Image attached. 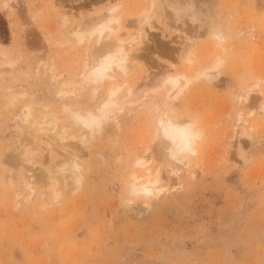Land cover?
<instances>
[{"label": "rangeland", "instance_id": "374dc122", "mask_svg": "<svg viewBox=\"0 0 264 264\" xmlns=\"http://www.w3.org/2000/svg\"><path fill=\"white\" fill-rule=\"evenodd\" d=\"M164 1L11 0L10 8L0 0L5 52L0 57V264H264V99L257 92H264V0ZM115 3L124 20L119 36L134 34L143 40L132 54V71L110 81L132 84L134 93L98 128H82L62 107H92L108 80L85 85L80 79L77 70L95 43L78 45L68 30ZM173 4L185 9L179 19L172 16ZM142 6L149 9L145 26L139 25L142 14L137 17ZM191 13L196 22L189 21ZM216 30L222 41L211 36ZM214 57L222 62L213 77L192 79L170 101L173 113L196 119L201 132L196 151L181 165L164 154L158 141L148 140L150 120L157 113L153 104L164 102L160 72L189 74L207 67ZM47 67L61 79L51 78ZM152 84L161 87L152 91ZM90 86L96 87L95 99L88 95ZM60 87L67 90L65 97ZM254 87L247 99L240 97ZM26 105L32 111L27 121ZM48 114L66 127L69 148L81 153L76 158L81 179L72 191H64L60 182L59 200L42 207L38 169L51 171L72 159L55 148L50 157L42 151L40 159L35 146L50 132L36 130L33 120ZM25 127L38 138L31 140ZM81 135L85 148L75 138ZM24 139L27 144L20 142ZM22 146L32 150L19 163L12 155ZM142 152L150 157L152 170L160 169L161 190L150 196H135L128 188L132 171L140 172L133 159ZM169 166L179 168L175 181L166 176ZM29 175L35 185L31 193L22 185V177Z\"/></svg>", "mask_w": 264, "mask_h": 264}, {"label": "bare ground", "instance_id": "6f19581e", "mask_svg": "<svg viewBox=\"0 0 264 264\" xmlns=\"http://www.w3.org/2000/svg\"><path fill=\"white\" fill-rule=\"evenodd\" d=\"M160 1H162V0H160ZM9 2H11V0H4V2L2 3V6L9 5L7 7H10ZM13 3L16 4L17 2L14 1ZM13 3H11L12 6H13ZM162 3L160 2V4H162ZM165 3H163L162 6H164ZM119 6H120L119 3L112 4V5L108 6L103 12H99V13L97 12V13H95V15L92 14V16L90 15V17H88L86 19V21L80 20L81 22H77V24L75 26L73 25L74 27H72V28H70V30H68V33L70 32V34H68L69 37L71 36V40H73L78 45L79 44L82 45V43H85V45H86L89 42H91L92 40L95 43L93 47L91 46L92 47L91 53L89 54L87 51L88 54L86 55V57H84L85 60L82 59L83 63L81 64L80 69L77 70L78 71L77 74L80 76V79L83 82H85V85H86V82L87 83L91 82L94 84H100V83L108 80V82L106 83V86H105L106 88L104 89V92H103L104 93L103 96L92 107L82 109V110L81 109H71L70 106H68L66 104H64V107H62V108H64V111L66 110L68 112L69 118L72 120V122L74 124H77V126L78 125L82 126V128L83 127H85V128L97 127L98 128V126L100 125V122L103 119H107V118L109 119V115L113 110H115V109L121 110L123 102H125V101L130 102V99L134 93V91L131 87H135V86H131L132 84L131 85L129 84V86H130L129 87V86H124V82L120 81L121 83H118V82H114V81H115L116 75H122L123 77H125V75H127L130 71H132L131 69H133V67H134V62H133L134 58H132L134 56H132V54H136L135 50H138V49H140V47H142V45H140V44H141L143 39H141L140 37H138L140 39L136 38L137 35H135L136 36L135 37L134 34H131L130 36L128 34V36L123 37V38L121 36H119L120 22H121L120 21V19H121L120 15H122V13L120 14V11H119V13H118V10L116 12V9ZM171 6L173 8L172 10L174 11V15H172V16H176V18L179 19L180 14L184 13L185 9L184 10L179 9L178 7L174 6V4ZM147 7L149 8L150 5H148ZM152 7L153 6H151V8ZM165 8H166V4H165ZM148 10H145V8L143 6H142V9L140 8V11H139L137 17H139V14H142L141 17H143V18L141 20L142 23L140 21L139 23H141V24H139V25L143 26L144 23L145 24L147 23L148 15H149ZM171 14H173V12ZM188 15H189V21L190 22H196L198 20V18L193 13L188 14ZM67 20H69V19H66L64 22L67 23L68 22ZM71 20H73V18H71ZM123 21L124 20L122 18L121 23H123ZM70 22H68V23H70ZM68 23H67V25H68ZM61 24H62V22H61ZM145 24H144V26H145ZM181 24H183V23H181ZM197 24H199V23H197ZM191 26H192V24H191ZM139 31H140V29H139ZM139 31H137L136 34H138ZM138 36H139V34H138ZM211 36L216 37L219 41H222L224 39L223 36L220 34V32L217 30L212 32ZM144 37H145V33H144ZM142 38H143V35H142ZM189 39L190 38H188V39L186 38V44H184V46L186 48L188 47V44H190ZM73 41H72V43H74ZM82 48H84V47H82ZM1 56L2 57L5 56V52L2 48V44H0V57ZM129 56H131L130 59H129ZM4 60H6V58ZM135 60H137V59L135 58ZM185 60L188 62V66H189L191 64V59L186 57ZM221 62L222 61L220 60V58L214 57V58H212V60L210 61V63L208 64L207 67H205L204 69H201V70L191 71V73H189V74H188V72L186 73V70H183L182 72H178V73L176 72V73H170V74L166 73V72H162V73L160 72L161 81H160V78H159V81L161 82L162 88H164L163 94H162L164 97L163 98L164 102L162 103V105H163V107L166 106V108L161 109L162 105L160 106L159 104H153V108L155 110H157V113H155L153 118L151 117V119H152V121L150 120V122H151V132L150 133H151V135H150L148 140H149V142L158 141L160 143V146L162 147L163 151L165 152L164 154H166L172 161H177L181 165H186L189 161L188 155L192 154L196 151V145H197L198 139L201 135V132L198 129V127H196V119H193L191 117L186 118V115H185V117H181V116L177 115L178 113L174 114L173 113L174 108H172L170 106V101L173 100L175 97H177L183 91V89H185L188 86V84L192 81V79L198 78L200 76H203L206 79H211L214 75L213 72L218 69ZM52 67H49V68L47 67V68H45V70L49 73V75H51V78H53L55 80L61 79L60 78L61 76L60 77L57 76L58 74L56 76L53 75V73H52L53 68ZM112 79H114V81H110ZM137 79H138V77H137ZM81 80H78V81H81ZM153 81H155V78L153 79ZM77 83L80 84L79 82H77ZM156 83H157V81H156ZM66 85H68V84H66ZM153 86L155 87V85L152 84V87ZM161 86H158V88L160 89ZM250 87H253V86H250ZM81 88H82V85H81ZM89 88H90V90H92L93 87L91 88V86H90ZM147 88H146V91H148ZM158 88L155 87L154 89H152V88H150V89H152V91H154V90L156 91V89H158ZM136 89L137 88H135V90ZM150 89H149V92H150ZM254 89H255V87L246 90L242 95H240V97L242 96L245 99H247L249 90H254ZM90 90L88 89V91H89L88 95H91V98H94V96L96 94V87L93 88V91H90ZM137 91L139 93L140 90L138 89ZM137 91H135V92H137ZM90 92H92V93L90 94ZM257 92L262 94V95H260V97L263 96L262 99H264V92H262L261 90H258ZM59 93H60V95L64 96L68 92L65 88L60 87ZM140 93H141L140 95L142 98L144 91H143V94H142V92H140ZM97 96H99V94ZM138 97H140V96H138ZM88 98H89V96H88ZM136 101H138V100L136 99ZM133 102L135 103V101H133ZM150 106H151V104H150ZM22 110H24L23 111V119L26 121L29 120V117L31 116V112H32L30 105H26L24 107V109H22ZM260 112H264V104L263 103L260 106ZM50 116L48 114V118L47 119L45 118L46 120L44 118L33 120V123L37 124V126L35 128L36 130L43 129L45 131L50 132V135L48 133H46L47 134L46 135L44 132L43 135H45V136H44L43 141L38 140V144L35 141V145L37 144V146H35V147H37V148L39 147V150L41 151L40 159L41 158L44 159V156H43L44 154L42 155V151H44L43 153H45L47 157L52 156L54 154L53 148L57 149L58 151L61 150L63 152L68 153V155H71L72 159L71 160H65L64 163L60 164L56 168L54 167V169H51V171L49 168H47V170H45L46 168H44L45 171H43V172H42V168H41V170H39L40 168L38 169L37 177H39V178H37V180H39V179L42 180L39 182L42 183V188H43L41 191L42 195L40 193V195L42 197L41 198L42 199V202H41L42 207L46 206L52 202H57L59 200V197L61 196V194H60V191L57 190L58 189L57 187L60 185L59 184L60 182L62 184V185H60V187L63 186V188H62L63 190H64V188H66V190L67 189L69 190V188H70V190L72 191L74 188L77 187V185L81 179L80 164L76 161V158H78L81 153L78 154V153H76V151L74 149L69 148V145H68L69 143L67 144L65 141L66 138L69 137V135L66 133V131H67L66 127L64 125H61L59 123V121L56 120V117H52L53 115L51 117ZM55 116H57V115H55ZM240 119L241 118L239 117L238 120H240ZM103 121H102V123H103ZM26 123H28V122H26ZM244 123H245V120H242L241 124H244ZM42 124H46V126L48 125V127H46V126L42 127ZM238 125L239 124L237 123L236 126H238ZM72 126H73V124H72ZM21 127L24 128V126H21ZM25 128H27V127H25ZM68 129H69V127H68ZM28 130L29 129L27 128V131ZM30 130L28 131V133H30V134L27 135V132L25 134L29 138L31 137L32 138V139L30 138L31 140L35 139L36 137L38 138V136L36 135L37 133L32 135L33 132L31 133ZM97 131H98V129H97ZM21 132H23V129H21ZM42 133L43 132H41L39 134L42 135ZM68 133H70V132H68ZM23 135H21V136H23ZM87 135H89V134H87ZM236 136H237V134H236ZM72 137H74V136L72 135L71 138ZM20 138H16V140L20 139ZM23 138L24 137H22V139ZM75 138L76 139L78 138L79 140H76V141H80L81 147L85 148L84 144H85L86 138H84L82 135L80 137L77 136ZM75 138L73 140H75ZM40 139H42V137ZM31 140H30V142H31ZM69 140H70V138H69ZM15 142L17 145L18 141H15ZM20 142L27 144L25 139H24V141H20ZM20 142H18V143H20ZM39 142H40V144H39ZM51 142L52 143L56 142L57 148L55 147V144L54 143L51 144ZM80 143H77V144H79V147H80ZM18 145H17V147H18ZM30 145L32 146V149H33L34 148L33 145L32 144H30ZM74 145H76V143L73 144V146ZM24 146H22V148L20 147L19 149L14 148L15 150L13 148H11L14 150V153L12 155V159L14 161L16 160L19 162V160H22V162H23L26 154L30 153V151L32 150V149L29 150V148H27V147L23 148ZM14 147H15V145H14ZM28 147H30V146H28ZM37 148H35V149L37 150ZM144 148H145L144 151L147 152L148 146H145ZM11 149H10V151H11ZM8 156L9 155H7V157ZM7 160H9V159H7ZM149 161H150V157L145 156V153H143V155H136L133 159L134 166H137L141 172V173L140 172L137 173V171L136 172L132 171V173L130 174L131 178L128 182V188H129L131 194H134L135 196H137V195L150 196L152 194H157L161 190V188L158 187V184H159L160 179H161L160 169L157 168L156 170H152V166L150 165ZM10 162H12V161H10ZM12 163H15V162H12ZM41 165H43V164H41ZM55 165L57 166L58 163ZM49 167H53V165L49 166ZM24 169H26V168H24ZM27 169H28V167H27ZM12 170L10 171L9 174H12ZM178 170H179V168L176 166H169L168 167V173L166 176L168 177V179H172L170 181H173V180L175 181L176 179H178V177H179ZM34 175L36 176V174H34ZM12 176H13V174H12ZM12 176L10 178H12ZM29 177H30V175L27 177H22L24 179L22 181V185L24 187H26L27 190H29L28 193H31L32 190L35 188V185L32 182L34 177L32 178V180ZM63 190H61V191H63ZM68 192H70V191H68ZM29 195H31V194H28L27 196H29Z\"/></svg>", "mask_w": 264, "mask_h": 264}]
</instances>
